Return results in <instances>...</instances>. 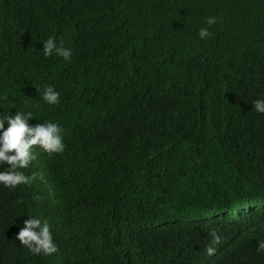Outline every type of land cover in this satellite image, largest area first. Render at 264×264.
Listing matches in <instances>:
<instances>
[{
    "label": "trees",
    "instance_id": "obj_1",
    "mask_svg": "<svg viewBox=\"0 0 264 264\" xmlns=\"http://www.w3.org/2000/svg\"><path fill=\"white\" fill-rule=\"evenodd\" d=\"M261 98L264 0H0V120L33 111L66 145L0 185V264H264ZM30 216L57 254L16 240Z\"/></svg>",
    "mask_w": 264,
    "mask_h": 264
},
{
    "label": "clouds",
    "instance_id": "obj_2",
    "mask_svg": "<svg viewBox=\"0 0 264 264\" xmlns=\"http://www.w3.org/2000/svg\"><path fill=\"white\" fill-rule=\"evenodd\" d=\"M216 22L215 17H210L206 21L209 26ZM210 35L208 28H201L198 32L201 40L209 38ZM42 53L45 58L55 56L68 63H71L73 56L71 48L65 47L62 42L58 45L52 37L43 43ZM42 100L48 105L58 106L60 93L52 86H45ZM39 107V104L33 105V108ZM253 107L257 113L264 114V98L255 100ZM33 118V111H16L13 115L6 117L9 125L6 130L4 120H0V167L6 166L5 170L0 171V185L4 188L15 190L20 185L31 186L37 179L44 181L43 173L26 175L23 170L29 169L34 162H37L40 153L51 157L55 154L62 155L65 151V132L61 124L45 122L30 125L29 120ZM210 234L212 236L211 245H219L221 238L216 230ZM16 240L34 255L47 257L59 251L57 243L54 242L52 225L46 218L28 217L19 230ZM206 251L209 256H212L216 248L209 246ZM257 251L264 253V241L258 243Z\"/></svg>",
    "mask_w": 264,
    "mask_h": 264
}]
</instances>
